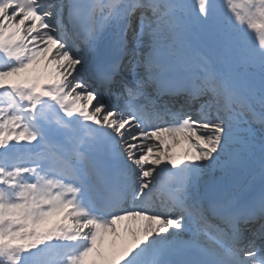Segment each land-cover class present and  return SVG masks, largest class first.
I'll return each instance as SVG.
<instances>
[{
    "label": "snow or ice",
    "instance_id": "snow-or-ice-1",
    "mask_svg": "<svg viewBox=\"0 0 264 264\" xmlns=\"http://www.w3.org/2000/svg\"><path fill=\"white\" fill-rule=\"evenodd\" d=\"M0 264H264V0H0Z\"/></svg>",
    "mask_w": 264,
    "mask_h": 264
},
{
    "label": "bare ground",
    "instance_id": "bare-ground-1",
    "mask_svg": "<svg viewBox=\"0 0 264 264\" xmlns=\"http://www.w3.org/2000/svg\"><path fill=\"white\" fill-rule=\"evenodd\" d=\"M181 149L180 148H176L175 151L178 153Z\"/></svg>",
    "mask_w": 264,
    "mask_h": 264
}]
</instances>
